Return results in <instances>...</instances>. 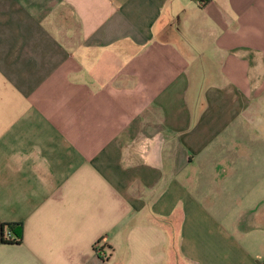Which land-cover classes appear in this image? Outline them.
<instances>
[{"label":"crops","instance_id":"obj_1","mask_svg":"<svg viewBox=\"0 0 264 264\" xmlns=\"http://www.w3.org/2000/svg\"><path fill=\"white\" fill-rule=\"evenodd\" d=\"M0 264H264V0H0Z\"/></svg>","mask_w":264,"mask_h":264},{"label":"trees","instance_id":"obj_2","mask_svg":"<svg viewBox=\"0 0 264 264\" xmlns=\"http://www.w3.org/2000/svg\"><path fill=\"white\" fill-rule=\"evenodd\" d=\"M201 6H203L205 3H203V0H196ZM9 229L14 235V240L10 242L15 243H21L24 239V225L23 223H10L8 225Z\"/></svg>","mask_w":264,"mask_h":264},{"label":"built area","instance_id":"obj_3","mask_svg":"<svg viewBox=\"0 0 264 264\" xmlns=\"http://www.w3.org/2000/svg\"><path fill=\"white\" fill-rule=\"evenodd\" d=\"M205 1H208V0H203V3H205ZM5 240L6 241H13L14 240V235L10 229L8 230V232L5 235ZM95 251L103 259L108 257L107 248L103 245L102 239L95 243Z\"/></svg>","mask_w":264,"mask_h":264}]
</instances>
